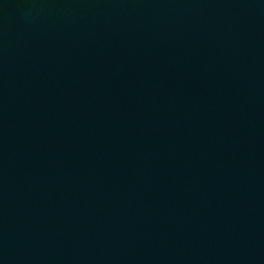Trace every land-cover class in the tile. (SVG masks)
Instances as JSON below:
<instances>
[{"label":"water","instance_id":"water-1","mask_svg":"<svg viewBox=\"0 0 264 264\" xmlns=\"http://www.w3.org/2000/svg\"><path fill=\"white\" fill-rule=\"evenodd\" d=\"M0 264H264V0H0Z\"/></svg>","mask_w":264,"mask_h":264}]
</instances>
